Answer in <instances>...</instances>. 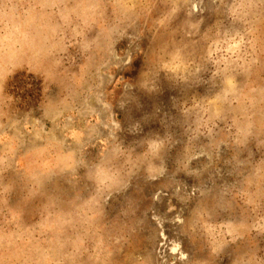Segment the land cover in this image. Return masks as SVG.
Returning <instances> with one entry per match:
<instances>
[{"label": "rangeland", "instance_id": "obj_1", "mask_svg": "<svg viewBox=\"0 0 264 264\" xmlns=\"http://www.w3.org/2000/svg\"><path fill=\"white\" fill-rule=\"evenodd\" d=\"M0 264H264V0H0Z\"/></svg>", "mask_w": 264, "mask_h": 264}]
</instances>
